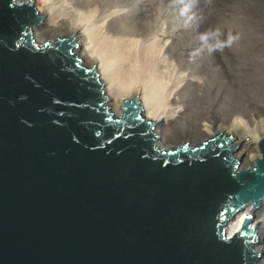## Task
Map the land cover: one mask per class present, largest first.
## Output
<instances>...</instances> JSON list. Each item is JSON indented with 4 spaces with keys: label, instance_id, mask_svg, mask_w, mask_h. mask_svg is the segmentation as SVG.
<instances>
[{
    "label": "water",
    "instance_id": "obj_1",
    "mask_svg": "<svg viewBox=\"0 0 264 264\" xmlns=\"http://www.w3.org/2000/svg\"><path fill=\"white\" fill-rule=\"evenodd\" d=\"M35 1L0 0V264H257L255 232L226 224L264 201V139L238 177L226 138L159 149L76 37L35 43Z\"/></svg>",
    "mask_w": 264,
    "mask_h": 264
},
{
    "label": "bare ground",
    "instance_id": "obj_2",
    "mask_svg": "<svg viewBox=\"0 0 264 264\" xmlns=\"http://www.w3.org/2000/svg\"><path fill=\"white\" fill-rule=\"evenodd\" d=\"M27 1L35 0H17L19 3ZM40 1L44 5L37 11L43 22L33 30L35 43L42 45L46 41H56L58 37H76L75 52L85 67L97 68L105 106L110 107L109 111L115 117L124 115L127 102L137 101L143 119L154 125L152 132L160 137L159 149L175 151L186 144L197 148L217 137L226 138L230 147L242 146L232 157L237 177L257 168L259 145L264 139V61L257 68L240 67L234 76L241 77V84L237 85L242 87L241 92L249 93L252 82L262 91L263 97L251 101L249 106L246 104L239 113H231L222 119L213 111L215 101L206 99L218 94L221 99L216 100L224 103L226 98L219 92L223 91L222 87L215 88L212 81H203L212 77L211 68L207 67L194 78L188 72H179L183 63L179 62L176 67L167 61L166 44L170 42L173 49L175 31L180 30L173 23L160 22L152 26L145 21L160 1L153 0L149 5H145L144 0ZM127 3H132V8L127 7ZM137 6H144L143 11L138 12ZM187 27L182 28L183 32ZM236 50L240 52L242 48L237 46ZM253 50L260 52L258 48L253 47ZM166 67H172L170 69L175 72L169 74L170 69L164 70ZM234 85L231 81L222 83L229 89ZM195 93L202 94L205 101L193 99ZM257 206L233 215L226 224L227 236L236 235L245 223L255 225L250 231L256 236L250 239L259 255L257 264H264V201Z\"/></svg>",
    "mask_w": 264,
    "mask_h": 264
},
{
    "label": "rangeland",
    "instance_id": "obj_3",
    "mask_svg": "<svg viewBox=\"0 0 264 264\" xmlns=\"http://www.w3.org/2000/svg\"><path fill=\"white\" fill-rule=\"evenodd\" d=\"M152 1L144 0V4H152ZM35 2L37 10L42 9L43 2L40 0ZM158 2L145 21L152 26L160 22L173 23L177 30H180L175 31L173 49L170 42L166 44L169 53L167 61L172 62L176 67L179 62L183 63L179 67V72H188L194 78L199 77L207 67L211 68L212 77L203 81H212L215 88L222 87L223 91L219 92L222 97H226L223 99L224 103L216 100L221 99L218 94L206 98L210 102L215 101L213 111L219 118L224 119L231 113L236 114L244 109L246 104L249 106L251 101L263 97L262 91L252 82L251 84L256 88L250 87L248 89L250 94L241 92L242 87L237 86L241 84V77L234 76L240 67L257 68L258 64L264 61V0H158ZM126 5L132 8V3ZM143 7L137 6L136 10L142 12ZM185 26L188 27L183 32ZM190 26L193 28L191 29ZM237 46L242 48L240 52L236 50ZM253 47L258 48V52L261 53L254 52ZM170 68L166 67L164 70ZM172 71L175 72L174 69H170L169 74L170 72L173 74ZM229 81L235 84L231 89L222 86V83ZM194 95H191L193 99L197 97L202 102L205 101L202 94ZM248 226L252 230L256 227L251 224Z\"/></svg>",
    "mask_w": 264,
    "mask_h": 264
}]
</instances>
